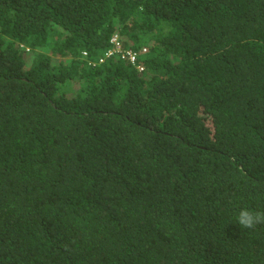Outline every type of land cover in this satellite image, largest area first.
Segmentation results:
<instances>
[{
  "label": "trees",
  "instance_id": "trees-1",
  "mask_svg": "<svg viewBox=\"0 0 264 264\" xmlns=\"http://www.w3.org/2000/svg\"><path fill=\"white\" fill-rule=\"evenodd\" d=\"M242 206L264 0H0V264H264Z\"/></svg>",
  "mask_w": 264,
  "mask_h": 264
},
{
  "label": "clouds",
  "instance_id": "clouds-1",
  "mask_svg": "<svg viewBox=\"0 0 264 264\" xmlns=\"http://www.w3.org/2000/svg\"><path fill=\"white\" fill-rule=\"evenodd\" d=\"M236 223H238L242 229H255L258 225H264V211L250 209L247 206L239 207Z\"/></svg>",
  "mask_w": 264,
  "mask_h": 264
},
{
  "label": "built area",
  "instance_id": "built-area-1",
  "mask_svg": "<svg viewBox=\"0 0 264 264\" xmlns=\"http://www.w3.org/2000/svg\"><path fill=\"white\" fill-rule=\"evenodd\" d=\"M111 41L114 43L113 48H110L107 51V54L110 53H117L121 58L123 59H127L128 61H130L132 64L136 63L137 60V56L143 52L146 51V47H142L139 51L136 50H132L129 48H122L119 46V44L116 41V36H113L111 38Z\"/></svg>",
  "mask_w": 264,
  "mask_h": 264
}]
</instances>
